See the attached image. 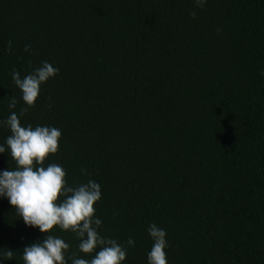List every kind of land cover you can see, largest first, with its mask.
<instances>
[{
  "label": "trees",
  "instance_id": "trees-1",
  "mask_svg": "<svg viewBox=\"0 0 264 264\" xmlns=\"http://www.w3.org/2000/svg\"><path fill=\"white\" fill-rule=\"evenodd\" d=\"M41 61L59 74L26 107L12 70ZM261 73L264 0H0V120L26 108L22 124L61 130L47 162L69 185L100 184V234L134 241L122 264H147L150 223L167 264H264ZM55 234L76 251L74 234ZM43 235L0 199V264H23Z\"/></svg>",
  "mask_w": 264,
  "mask_h": 264
},
{
  "label": "clouds",
  "instance_id": "clouds-1",
  "mask_svg": "<svg viewBox=\"0 0 264 264\" xmlns=\"http://www.w3.org/2000/svg\"><path fill=\"white\" fill-rule=\"evenodd\" d=\"M207 0H195L203 8ZM193 18L195 14L193 13ZM11 41L7 48L11 50ZM31 45L24 51L32 55ZM59 74V69L48 61L27 74L13 69L11 79L20 91V99L26 107L34 106L41 86ZM264 75V73H261ZM13 97L9 109L16 108ZM19 113L10 111L0 127H6L10 134L0 143V154L7 153L15 163L14 168L0 170V199H6L15 214L26 227L38 229L42 239L27 244L21 253L23 264H122L128 248L134 247L129 237L125 244L100 234L102 221L95 215L94 204L101 199V186L93 179L76 185H69L66 170L62 165L47 162L50 155L58 152L61 130L51 125L22 124ZM81 175H87L82 168ZM71 232L78 241L76 251L68 254L70 244L55 230ZM147 233L152 241L147 252V264H167V233L155 223H150ZM91 254V258L78 255ZM14 252L7 250L4 257L11 259ZM3 259L0 258V261Z\"/></svg>",
  "mask_w": 264,
  "mask_h": 264
}]
</instances>
